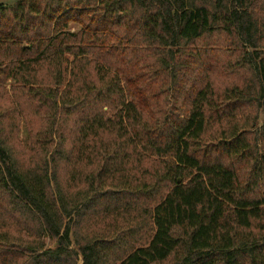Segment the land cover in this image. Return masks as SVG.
<instances>
[{"label":"trees","instance_id":"trees-1","mask_svg":"<svg viewBox=\"0 0 264 264\" xmlns=\"http://www.w3.org/2000/svg\"><path fill=\"white\" fill-rule=\"evenodd\" d=\"M0 264H264V0L0 4Z\"/></svg>","mask_w":264,"mask_h":264},{"label":"rangeland","instance_id":"rangeland-1","mask_svg":"<svg viewBox=\"0 0 264 264\" xmlns=\"http://www.w3.org/2000/svg\"><path fill=\"white\" fill-rule=\"evenodd\" d=\"M18 1H20V0H0V4H3L5 6H12L13 4H15Z\"/></svg>","mask_w":264,"mask_h":264}]
</instances>
